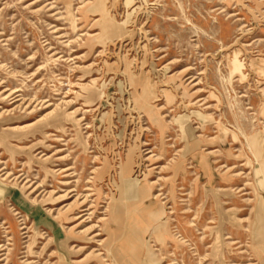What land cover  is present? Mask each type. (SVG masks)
Returning <instances> with one entry per match:
<instances>
[{"label":"rangeland","instance_id":"374dc122","mask_svg":"<svg viewBox=\"0 0 264 264\" xmlns=\"http://www.w3.org/2000/svg\"><path fill=\"white\" fill-rule=\"evenodd\" d=\"M0 264H264V0H0Z\"/></svg>","mask_w":264,"mask_h":264},{"label":"bare ground","instance_id":"6f19581e","mask_svg":"<svg viewBox=\"0 0 264 264\" xmlns=\"http://www.w3.org/2000/svg\"><path fill=\"white\" fill-rule=\"evenodd\" d=\"M130 189H131V190H130V194H131V195H132V194H137V192L144 194L143 189H142V190H139V189H137L136 186H132ZM138 190H139V191H138ZM149 200H150V199H149ZM259 261H260V260H259Z\"/></svg>","mask_w":264,"mask_h":264}]
</instances>
